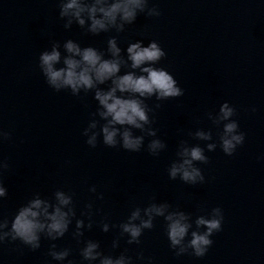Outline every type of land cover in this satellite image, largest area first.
<instances>
[{"label": "water", "instance_id": "water-1", "mask_svg": "<svg viewBox=\"0 0 264 264\" xmlns=\"http://www.w3.org/2000/svg\"><path fill=\"white\" fill-rule=\"evenodd\" d=\"M159 17L140 14L126 26L118 43L158 41L166 57L157 67L174 76L184 95L160 101L154 115L157 136L166 149L159 156L146 150L134 153L109 148L98 142L91 148L82 135L90 113L96 109L92 94L73 96L56 92L38 68V56L53 40L73 39L81 46L106 50L107 39L116 33L86 34L77 25L65 29L59 19L57 0H0V127L11 139L0 144V158L10 168L4 173L7 196L0 212L9 220L34 193L51 197L57 189L73 194L77 218L84 205L93 203L96 223L84 230L82 241H99L105 254L118 256L125 249L133 264H264V0H151ZM125 71L122 69V72ZM227 101L236 109L234 119L245 134L244 143L232 156L217 146L207 152L208 164H198L205 183L189 185L171 180L167 169L176 158L181 139L191 144L206 142L189 137V131L220 130L207 119ZM152 106L155 97L146 101ZM255 108V111L252 109ZM222 127V126H221ZM136 134H140L138 131ZM151 137H146L145 146ZM96 186V193L89 191ZM103 199H97L98 194ZM168 202L191 213L192 219L213 207L223 210L222 230L211 239L204 257H177L169 247L163 218L145 230L140 244L119 238V228L101 231L99 222L119 225L133 205ZM75 220L65 237L32 251L20 244L0 246V264H61L47 255L52 243L71 248L68 257L81 264L72 238ZM139 253L143 260L137 259ZM67 264V260L62 262ZM86 264V262H85Z\"/></svg>", "mask_w": 264, "mask_h": 264}, {"label": "clouds", "instance_id": "clouds-1", "mask_svg": "<svg viewBox=\"0 0 264 264\" xmlns=\"http://www.w3.org/2000/svg\"><path fill=\"white\" fill-rule=\"evenodd\" d=\"M59 19L64 21V28L70 29L75 24L86 34L99 36L101 33L115 32L107 39L106 50L91 45L81 46L73 39L63 43L53 40L50 47L38 56V68L46 84L56 92L70 91L73 96L81 93L92 94L96 101L95 111L90 113L87 127L83 129L86 143L96 148L98 142L109 148H122L138 153L146 150L152 156H159L167 147L157 136L154 115L161 107L160 101L175 99L184 95L178 81L168 70L157 67L166 52L158 41L152 40L145 46L143 40L129 42L126 49L118 43L120 33L126 26L136 22L140 14L147 17H159L160 9L151 0H57ZM122 69L125 70L122 72ZM155 97L152 106L146 102ZM255 111V108L252 109ZM207 119L217 129V139L213 138L211 128H197L187 135L196 141L206 142L191 144L181 139L177 145L175 159L170 163L167 173L171 180L179 178L183 183L197 185L205 183V176L198 164H208L207 152H214L219 146L227 156H232L245 140L234 117L236 109L227 101L222 103L218 112H208ZM222 126V127H221ZM140 134H136V132ZM11 132L0 127V144L11 139ZM146 137H151L145 146ZM10 168L9 163L0 158V205L7 196L3 176ZM89 191L96 193L93 185ZM97 199H103L100 193ZM93 203L84 205L77 218L73 194L57 189L51 197L34 193L15 212L11 220L0 212V246L17 241L32 251L41 247L42 237L57 241L65 237L75 220L72 238L83 247L79 249L81 264H133L132 256L125 249L118 256L105 254L99 241H82L84 230H91L94 221ZM163 218L169 247L177 257L191 255L204 257L213 245L211 237L222 230L223 210L213 207L204 215L192 219V214L181 210L168 202L156 203L155 199L140 207L133 205L127 219L119 225L99 222L101 231L107 233L110 228H119V237L113 240L112 248L119 247V238L127 236V244H140L145 230L155 227L154 221ZM72 249L57 248L52 243L47 253L52 260L73 264L68 257ZM137 259L143 260L139 253ZM151 264V258H149Z\"/></svg>", "mask_w": 264, "mask_h": 264}]
</instances>
